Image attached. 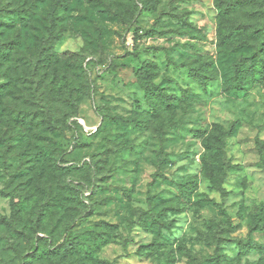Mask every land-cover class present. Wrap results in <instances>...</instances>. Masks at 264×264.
<instances>
[{"label": "rangeland", "instance_id": "obj_1", "mask_svg": "<svg viewBox=\"0 0 264 264\" xmlns=\"http://www.w3.org/2000/svg\"><path fill=\"white\" fill-rule=\"evenodd\" d=\"M57 1L0 0V43H23L0 72L1 83L22 81L0 104V264H264V221L252 231L264 206V83L229 95L232 63L253 55L251 33L264 31L253 17L264 0H153L152 10L149 0H67L52 53L87 59L86 94L54 134L58 170L24 183L28 212L12 216L16 174L29 165L13 151L12 115L64 110L45 108L50 78L33 73ZM233 3L243 14L229 13ZM146 61L172 98L157 113L135 76ZM70 223L81 251L47 257ZM39 231L48 242L34 252Z\"/></svg>", "mask_w": 264, "mask_h": 264}, {"label": "trees", "instance_id": "obj_2", "mask_svg": "<svg viewBox=\"0 0 264 264\" xmlns=\"http://www.w3.org/2000/svg\"><path fill=\"white\" fill-rule=\"evenodd\" d=\"M148 2V5L144 6V9L152 10L155 1L149 0ZM66 9L67 0H58L52 7L49 19L50 26L47 29L49 38H38L35 43L36 51L40 53L35 71L33 72L35 75H41L43 81L47 75L50 78L46 82V89L41 94L44 97L45 108L50 110L55 102H57L64 110L60 112L58 117L48 120L41 119L42 117L37 114V116L34 115L33 118H30L23 111L12 115V128L17 132L11 139L13 151L14 153L22 152L15 154L16 157H19L21 163L26 160L29 163L25 170L20 169L24 167L20 165V162L15 166V168L20 169L16 174V180L18 181L19 188L23 191V195L19 201L13 202L11 205L12 216L18 220L26 216L29 209L28 201L30 199L28 193L33 192V189L31 187L30 189L26 188L24 183L34 187L43 181L48 170L50 172L52 169L58 170L57 163L59 157L57 154L59 153L60 145L57 144L54 134L57 128L64 124L70 113L80 106L86 94L87 78L85 65L87 59L79 55L59 56L57 53H52L54 43L58 42L63 34V32L58 33L55 30L58 15L61 10ZM228 10L232 14H243L242 6L239 3L230 4ZM259 15L264 17V12L253 14V17L257 18ZM20 19L23 20L25 18L20 16ZM251 39L256 46L254 54L246 58L245 62L237 61L232 63L236 76L233 82L231 81L233 85L229 95L234 98H241L247 95L257 84L264 83V31L256 29L251 33ZM22 49L23 43L18 39L12 42L0 43V72L4 70L6 65L17 62L13 58V54ZM156 68L157 65L153 61H146L135 72L137 82L144 92L146 105L153 113H157L161 107L158 102L169 106L172 99L165 88L155 83V80L158 78ZM193 76L196 78L200 77V72L194 69ZM16 77H11V83L0 82V104L6 102L7 99L13 100L16 98L13 96L14 91L18 88L20 82H22L20 81L19 74H16ZM206 147L208 148L209 146L206 145ZM18 165L20 166L17 167ZM37 166L40 168L39 171ZM36 178L39 182L35 181ZM37 193L38 191L34 192V195ZM253 218L256 221L252 226V231L259 230V223L264 221V206L261 207L260 213L254 215ZM72 224L70 223L65 230V233L68 235L67 238L62 243L59 242L57 245L50 246V250L46 251L48 253L47 257L50 256L51 259H54L67 253L75 255L81 251L83 239L80 236L71 234L70 226ZM261 229H264V227ZM38 233L39 235L35 239V247L33 248L34 252H37L39 246L48 242L45 231H39ZM42 235L46 236V238Z\"/></svg>", "mask_w": 264, "mask_h": 264}]
</instances>
